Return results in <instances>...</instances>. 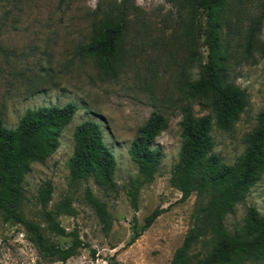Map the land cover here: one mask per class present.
<instances>
[{"label":"rangeland","instance_id":"obj_1","mask_svg":"<svg viewBox=\"0 0 264 264\" xmlns=\"http://www.w3.org/2000/svg\"><path fill=\"white\" fill-rule=\"evenodd\" d=\"M187 0H0V121L13 129L23 112L40 106L71 103L76 111L58 138L57 149L43 163H31L21 187L17 215L33 225L44 242L67 247L75 234L83 246L63 264H169L191 226L194 195L180 200L169 185L181 144L178 123L183 108L195 116L209 112L207 105L185 95V84L197 77L204 62V17L190 25ZM241 1V2H240ZM240 2V4H239ZM126 11V29L119 44L113 74L97 69L84 49L92 38L96 11ZM237 10L220 29L222 75L226 83L244 91L246 106L228 132L214 126L212 153L231 165L244 149V135L255 127L264 108V69L258 49L264 46V0H238ZM249 24L255 27L251 46H244ZM151 112L159 113L165 127L153 142L161 159L153 179L138 186L135 209L127 194L137 177L127 150L138 127ZM97 123L114 159L112 192L92 178L78 183L69 178L76 125ZM49 182L51 194L42 207L38 193ZM252 207L264 217V173L245 198L223 220L228 232L240 225ZM45 212L65 235L47 228ZM153 220L130 245L144 219ZM209 215L201 218L197 233L205 235ZM31 233L0 213V264H61L44 257ZM199 249L198 243L190 252ZM255 264V263H245Z\"/></svg>","mask_w":264,"mask_h":264},{"label":"trees","instance_id":"obj_2","mask_svg":"<svg viewBox=\"0 0 264 264\" xmlns=\"http://www.w3.org/2000/svg\"><path fill=\"white\" fill-rule=\"evenodd\" d=\"M238 0H187L190 25L196 15L204 17L205 60L197 65V77L185 84V95L207 105L209 112L195 116L185 107L181 111L179 138L181 140L177 161L171 168L169 185L180 193V200L194 195V206L190 215L191 226L181 245L172 254L169 264H264V217L249 207L245 210L240 225L231 232L223 220L233 207L243 201L249 189L264 173V108L256 115L255 127L243 137L244 149L231 165L221 162L212 153L213 141L210 135L214 126L228 132L238 120L246 106L243 90L226 83L222 75V53L220 29L236 12ZM241 2V1H240ZM239 2V4H240ZM97 21L92 29V38L84 52L90 56L97 69L113 74L119 58V44L126 29V11L106 8L96 11ZM255 36V27L249 24L244 36L248 49ZM263 61L264 46L258 49ZM264 104V98H263ZM76 108L68 103L59 106H40L27 109L13 129L0 121V213L3 220H13L31 233V241L44 257L63 264L83 246L75 234L65 248L48 245L41 234L30 223L16 213L22 197V181L31 163H43L58 147L62 130L71 121ZM165 127L163 117L151 112L145 122L137 128L127 155L135 165L137 177L130 183L127 194L135 209L136 191L139 185L152 181L159 166L161 153L153 142ZM73 152L68 159L69 178L78 183L92 178L95 185L112 192L114 159L102 139L99 125L86 120L76 125L72 132ZM51 187L46 182L38 193L43 207L49 200ZM209 215L204 226L205 235L198 234L197 225L201 218ZM157 217L153 212L144 219L126 245L132 244ZM49 231L65 235L54 221L51 213L45 212ZM198 243L199 249L191 253V247Z\"/></svg>","mask_w":264,"mask_h":264}]
</instances>
